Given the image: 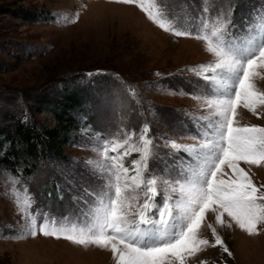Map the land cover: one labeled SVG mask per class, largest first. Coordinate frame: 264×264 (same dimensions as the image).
Here are the masks:
<instances>
[{"label":"rangeland","instance_id":"obj_1","mask_svg":"<svg viewBox=\"0 0 264 264\" xmlns=\"http://www.w3.org/2000/svg\"><path fill=\"white\" fill-rule=\"evenodd\" d=\"M192 2L201 6V0ZM235 2L239 5L235 13L238 25L243 14L264 13V0ZM204 5L211 12L216 0H204ZM25 11L33 12L35 17H24ZM183 25L181 17L176 26ZM213 59L204 41L172 35L136 5L115 0H0V108L16 109L19 116L31 112L40 123L55 125L53 112L33 109L34 99L61 98L76 88L87 95L83 111L77 115L80 127L70 132V142L64 146L65 159L52 160L46 153L49 157L43 156L31 174L24 167L0 168V264H116L108 249L42 235L15 238L21 215L12 193L13 181H19L15 188L21 196L35 199L34 214L39 209L55 216L58 223L70 225L73 217L63 221L61 216L68 215L65 209L72 205L66 194L64 201L58 199L57 185L66 188V181L80 177L84 160L101 159L93 149L102 148L104 138L123 143L127 135L138 133L144 124L151 129V136H163L176 143L191 144L195 142L193 136L200 138L193 120L206 115L207 110L192 98L196 93L182 77L203 83L184 69ZM97 70L104 74L87 75ZM256 84L258 91H264V79L258 77ZM104 88L113 89L118 98L115 111L96 100ZM181 88L187 95L181 94ZM238 113L241 124L264 126V110L261 118L243 108ZM181 119L186 129L179 126ZM154 142L163 145L161 140ZM131 143H138V136H133ZM161 151L164 154L172 149ZM179 155L184 165L191 163L188 156ZM138 156L133 153L126 157L125 166L131 167ZM241 167L249 171L258 187L264 185V166L242 163ZM225 220L231 222L227 216ZM206 221L217 227L232 256L220 246L207 247L189 258L187 264H264V232L250 236L235 223L231 228L220 227L211 212ZM200 235L214 242L209 228L203 227Z\"/></svg>","mask_w":264,"mask_h":264},{"label":"snow or ice","instance_id":"obj_2","mask_svg":"<svg viewBox=\"0 0 264 264\" xmlns=\"http://www.w3.org/2000/svg\"><path fill=\"white\" fill-rule=\"evenodd\" d=\"M115 2L138 6L176 37L205 42L214 59L184 69L203 83L182 77L196 93L192 98L207 110L193 120L200 138L193 136L191 144L176 143L151 136L147 124L127 135L123 143L104 138L102 148L93 149L101 159L84 160L80 177L66 181V188L57 185L58 199L64 201L66 194L72 205L65 209L68 215L61 216L63 221L73 217L70 225L39 209L34 214L35 199L21 196L15 188L19 181L14 180L12 193L21 215L15 238L42 235L108 249L116 264H187L189 258L216 246L232 256L206 217L211 212L216 225L231 228L235 223L250 236L264 232V185L258 187L241 167L242 163L264 166V126L241 124L237 119L241 108L258 118L264 110V91H258L256 84L258 77L264 79V13L243 14L238 25L235 0H216L211 12L204 0L200 7L192 0ZM181 17L185 25L177 27ZM103 74L97 70L87 75ZM181 94L187 95L183 88ZM117 99L111 88L99 90L96 96L110 111H115ZM179 126L186 129L182 119ZM133 136H138V143H131ZM157 139L163 145L154 142ZM162 148L172 151L162 154ZM133 153L139 154L138 159L126 167L125 158ZM179 153L191 163L184 165ZM203 227L211 230L214 242L201 237Z\"/></svg>","mask_w":264,"mask_h":264},{"label":"trees","instance_id":"obj_3","mask_svg":"<svg viewBox=\"0 0 264 264\" xmlns=\"http://www.w3.org/2000/svg\"><path fill=\"white\" fill-rule=\"evenodd\" d=\"M22 15L30 19L35 17L29 11ZM86 97L85 92L76 88L61 98L34 99L33 109L37 112H53L55 125L40 123L31 112L26 115L25 123V116H19L16 109L5 110L1 107L0 168L13 170L24 167L27 174H31L43 156H50L52 160L65 159L64 146L70 142V132L80 127L78 116L83 111Z\"/></svg>","mask_w":264,"mask_h":264}]
</instances>
